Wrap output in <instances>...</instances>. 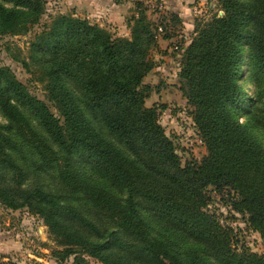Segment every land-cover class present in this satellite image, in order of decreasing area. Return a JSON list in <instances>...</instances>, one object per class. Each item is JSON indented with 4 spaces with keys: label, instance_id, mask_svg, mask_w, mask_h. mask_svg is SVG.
I'll return each mask as SVG.
<instances>
[{
    "label": "trees",
    "instance_id": "1",
    "mask_svg": "<svg viewBox=\"0 0 264 264\" xmlns=\"http://www.w3.org/2000/svg\"><path fill=\"white\" fill-rule=\"evenodd\" d=\"M2 1L13 6L0 3V35L28 32L45 11L46 0ZM217 2L223 14L197 22L178 74L205 147L198 161H182L145 105L155 39L144 14L130 37L50 16L31 43L44 98L0 66V204L42 219L57 263L264 264L207 209L211 190L228 189L264 241V146L250 131L264 136V0ZM245 48L254 98L240 84ZM248 107L241 123L233 110Z\"/></svg>",
    "mask_w": 264,
    "mask_h": 264
},
{
    "label": "rangeland",
    "instance_id": "2",
    "mask_svg": "<svg viewBox=\"0 0 264 264\" xmlns=\"http://www.w3.org/2000/svg\"><path fill=\"white\" fill-rule=\"evenodd\" d=\"M0 3L5 8L13 6L7 1L0 0ZM183 3L179 10L166 7L163 0H46L44 13L28 32L0 35V66L9 68L31 92L44 98L42 82L35 79L38 65L33 60L37 55L31 43L34 34L39 32L44 22L49 21L50 16L65 14L85 18L105 27L114 36L130 37L134 20L144 14L155 39V46L149 51L154 66L143 80L152 88L145 105L157 107L159 123L174 140L182 161H198L205 154V147L193 122L192 107L180 88L178 74L181 56L195 34L197 22L205 21L214 14L222 15L223 12L217 0H184ZM248 53L245 48L240 84L248 97L254 98ZM41 68L39 65V79ZM248 112L249 107L241 108L233 110V115L245 123ZM5 121L0 112V122ZM250 131L264 146L261 130L250 128ZM89 179L93 180L91 176ZM207 209L214 212L224 226L234 229L238 248L241 246V249L264 255V241L260 235L249 226L246 216L230 207L228 189L211 190ZM160 227L157 222L154 228L162 230ZM0 242V264H59L52 254L58 246L48 228L38 215L28 212L26 208L9 209L0 204ZM188 243L185 240L182 244ZM86 261L88 264H100L91 258H86ZM60 264H74V256H69Z\"/></svg>",
    "mask_w": 264,
    "mask_h": 264
},
{
    "label": "crops",
    "instance_id": "3",
    "mask_svg": "<svg viewBox=\"0 0 264 264\" xmlns=\"http://www.w3.org/2000/svg\"><path fill=\"white\" fill-rule=\"evenodd\" d=\"M94 1V0H93ZM166 3V7L169 8H175L181 10L182 6L184 5V0H163ZM2 248L1 242H0V249Z\"/></svg>",
    "mask_w": 264,
    "mask_h": 264
},
{
    "label": "built area",
    "instance_id": "4",
    "mask_svg": "<svg viewBox=\"0 0 264 264\" xmlns=\"http://www.w3.org/2000/svg\"><path fill=\"white\" fill-rule=\"evenodd\" d=\"M159 8L161 7V5L158 6Z\"/></svg>",
    "mask_w": 264,
    "mask_h": 264
}]
</instances>
